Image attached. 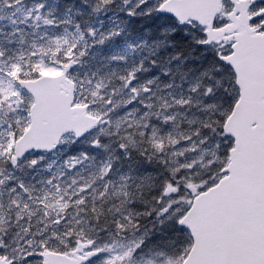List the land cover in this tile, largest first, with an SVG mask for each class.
<instances>
[{"label": "snow or ice", "instance_id": "1", "mask_svg": "<svg viewBox=\"0 0 264 264\" xmlns=\"http://www.w3.org/2000/svg\"><path fill=\"white\" fill-rule=\"evenodd\" d=\"M0 264H264V0H0Z\"/></svg>", "mask_w": 264, "mask_h": 264}]
</instances>
